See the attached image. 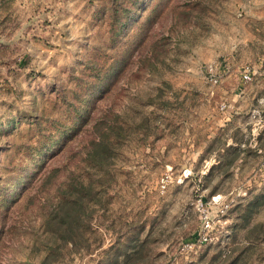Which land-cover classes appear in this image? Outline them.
<instances>
[{
	"label": "rangeland",
	"instance_id": "obj_1",
	"mask_svg": "<svg viewBox=\"0 0 264 264\" xmlns=\"http://www.w3.org/2000/svg\"><path fill=\"white\" fill-rule=\"evenodd\" d=\"M0 264H264V0H0Z\"/></svg>",
	"mask_w": 264,
	"mask_h": 264
},
{
	"label": "built area",
	"instance_id": "obj_2",
	"mask_svg": "<svg viewBox=\"0 0 264 264\" xmlns=\"http://www.w3.org/2000/svg\"><path fill=\"white\" fill-rule=\"evenodd\" d=\"M256 72L254 67L246 66L241 71L240 78L245 83L249 82L253 79ZM209 75L210 80L214 84L220 82V75L213 69L209 70ZM162 182V187H165L164 180ZM245 194V190H240L238 193L235 190L225 195H213L210 200H206L203 197L198 198L196 209L199 213L201 224L194 235L182 243L181 252L189 256L196 250L216 242V236H219L222 232L224 233L228 224L227 212L233 206L235 200Z\"/></svg>",
	"mask_w": 264,
	"mask_h": 264
},
{
	"label": "trees",
	"instance_id": "obj_3",
	"mask_svg": "<svg viewBox=\"0 0 264 264\" xmlns=\"http://www.w3.org/2000/svg\"><path fill=\"white\" fill-rule=\"evenodd\" d=\"M234 228V225H227L226 227H225V230H229L230 228ZM223 235L222 236H225L227 233L224 231V233H222ZM200 249H202V248H200ZM191 255V254H190Z\"/></svg>",
	"mask_w": 264,
	"mask_h": 264
},
{
	"label": "crops",
	"instance_id": "obj_4",
	"mask_svg": "<svg viewBox=\"0 0 264 264\" xmlns=\"http://www.w3.org/2000/svg\"><path fill=\"white\" fill-rule=\"evenodd\" d=\"M242 200H240L241 202ZM227 225H230V224H227ZM226 233L230 232V229L229 230H225ZM229 234V233H228Z\"/></svg>",
	"mask_w": 264,
	"mask_h": 264
}]
</instances>
